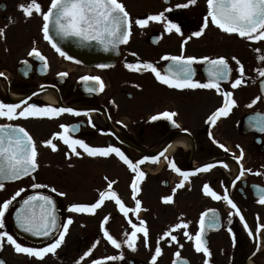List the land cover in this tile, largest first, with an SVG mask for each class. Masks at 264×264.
<instances>
[{
	"label": "flooded vegetation",
	"instance_id": "obj_1",
	"mask_svg": "<svg viewBox=\"0 0 264 264\" xmlns=\"http://www.w3.org/2000/svg\"><path fill=\"white\" fill-rule=\"evenodd\" d=\"M38 2L42 11H47L51 0ZM186 2L122 0L133 21L131 36L121 48L115 65L101 68L78 57L75 54L78 48L54 33L53 40L73 59L68 60L59 55L44 39L42 17L34 13L28 18L21 11L19 6L27 4L28 0H0V29L4 30V37L0 38V73H4L0 77V102L18 103L31 96L28 103L71 107L87 113L80 116L64 113L51 119H0V123L19 125L29 132L36 144L39 164L37 171L32 174L37 178L24 177L16 182L5 183L4 190L0 191L2 203L16 191L24 189L6 213L5 230L24 246L39 248L52 242V238L45 237L32 241L30 233L23 231L21 237L14 229L15 209L28 196L37 193L53 198L59 223L65 222L68 217L73 219L64 243L54 255L47 254L43 260H38L16 253L5 242L0 249V260L5 264H58L60 260L67 264H77V261L91 264L93 259L110 256L119 258L106 261V264H151L157 242L162 254L157 257L156 264H205V260H208V264H264V204L259 202L264 192V133L250 126L255 114L264 113V91L261 90L264 77H260L258 72L264 69V62L258 59L259 55L264 54V41H248L236 34L225 33L209 22L203 35L183 43L201 28L208 11L206 0H196L195 5L187 8L175 7ZM169 7L172 11L165 12ZM160 12H165L169 20L181 26L183 36L175 31L171 34L165 32L162 23L150 21L145 28L134 23L136 19ZM33 48L47 58L46 69L42 61L28 55ZM257 48L261 49L260 53L255 51ZM133 53L136 55L133 56ZM180 54L212 59L225 57L233 68L230 80L221 82V89L233 93L236 106L226 117L218 118L215 125L207 123L208 117L224 101V97L215 89L171 88L156 80L148 70L137 72L125 66L128 63H151L164 73L171 61L163 57ZM232 57L238 58L245 69V83L235 89L231 88L230 81L238 78L239 73ZM24 61L28 64L25 65ZM193 67V79L206 82L205 64L198 62ZM60 72H67L68 75L60 77ZM83 76L101 77L104 89L88 92V85L81 80ZM34 92L38 94L32 95ZM257 96L261 100L248 107ZM164 111L177 113L173 119L178 127L163 118L151 120L153 115ZM89 119L91 124L88 123ZM61 124L81 125L79 131L70 132L73 138L83 139L93 147H119L134 163L145 156L158 158V163L146 161L140 165L145 177L139 182L140 191L135 197L141 200L138 213L130 211L125 217L113 200H105L94 215L67 210L75 203H94L100 192L109 190L115 191L126 207L135 209L131 184L136 174L114 154L109 157H89L83 153L77 157L59 140H53L58 146L56 151L45 146L43 141L63 131ZM182 137L188 139V149L174 146ZM219 144H223L227 151L220 148ZM241 150L243 158L238 159ZM77 151L82 152V149L77 148ZM170 163H175L182 171L193 173L183 188L177 187L183 178L171 169ZM209 163L215 165L210 171H195ZM109 182H112L111 189L108 188ZM19 183L22 186L16 187ZM32 184L49 187L34 189ZM205 184L221 197L227 191L244 220L223 199L217 201L205 195ZM53 187L66 195L59 196L51 192ZM170 195L174 202L164 203L163 197ZM213 211L218 216L215 225L210 223ZM204 213H208L205 217L204 239L210 257L195 250L194 237L199 232V221ZM105 217H108V222L103 228L121 242L120 249L113 247L103 236L101 224ZM129 220L137 225L140 220L145 221L149 231L146 242L142 233L137 234L134 249L124 243L127 238L125 233L130 234L132 231ZM182 223L188 227L175 228ZM229 228L232 229L231 233ZM170 230L177 237L176 241L165 237L164 234ZM185 231L193 239L184 236ZM97 240L99 244L93 248ZM89 249H92L91 255L81 259ZM176 252L180 253L179 258L175 256Z\"/></svg>",
	"mask_w": 264,
	"mask_h": 264
},
{
	"label": "snow or ice",
	"instance_id": "obj_2",
	"mask_svg": "<svg viewBox=\"0 0 264 264\" xmlns=\"http://www.w3.org/2000/svg\"><path fill=\"white\" fill-rule=\"evenodd\" d=\"M167 3L168 0H165ZM207 3V14L203 18V23L198 31H195L189 36L183 43H187L188 39L192 37H200L203 35L204 30L208 27L209 22L212 25L219 28L221 31L228 34H236L237 36L244 38L248 41L260 42L264 41V0H206ZM196 0H187L186 3L176 4V8H187L191 5H195ZM21 11L26 17L30 18L33 14H38L42 17V32L44 39L47 40L51 46L55 49L59 55L65 57L68 60H72L73 57L69 56L60 46L53 40L50 35V31L54 30L55 35L61 39L76 38L81 42H96L103 45L105 50L116 48L120 44H126L131 36L132 19L122 3V0H51L50 6L47 11H42L41 5L38 0H28L27 4H21ZM172 8H166L165 12H171ZM165 12L158 14H152L144 19H136L134 23L145 28L149 22L162 23L164 25L165 32L171 34L175 33L183 36L181 26L169 20L165 16ZM4 37V30L0 29V38ZM257 53L261 52L260 48L255 49ZM29 56L38 58L44 63V68L48 67L47 58L40 53L36 48H33L29 53ZM133 56L136 54L133 53ZM166 61H171L167 66L166 72L162 73L151 63H128L125 66L129 70L141 72L144 70L150 71L154 74L156 80L160 83L167 85L168 87L175 89H215L216 92L224 97L223 105L213 112L207 120V123L215 125L216 121L220 117H226L232 108L236 106V100L233 98V93L230 91H223L221 89V82L229 81L233 68L230 66L229 61L225 57H217L212 59L210 57H195L180 55H168L163 57ZM258 59L264 62V54L258 56ZM235 62L239 77L230 81L231 88L235 89L242 86L245 81L243 79L245 69L240 60L236 57H232ZM203 62L205 64L206 82H200L193 79L195 74L194 64ZM25 65L27 61L23 62ZM79 63V61H76ZM104 68L106 65H99ZM259 76L264 77V69H259ZM60 77H66L67 72H60ZM4 76V73H0V77ZM81 80L88 85L86 90L88 92H95L97 90L102 91L105 87L101 77L99 76H83ZM88 82H93L89 84ZM43 89V86H41ZM261 90L264 91V84L261 85ZM33 93L32 95H37ZM31 100V96L25 98L18 103H4L0 102V119L7 121H14L18 119H29V118H58L64 113H68L74 116L87 115V113H81L80 111L71 107H53L50 105L39 106L36 103H28ZM261 100L260 96L253 99L252 103L248 107H252L253 104ZM177 115L176 112L164 111L151 117L152 121L159 120L161 118L172 122L176 127L173 117ZM91 124V119L88 121ZM81 125H65L61 124L60 128L63 130L60 133H54L53 136L47 141L42 143L45 146L50 147L53 151L58 150L56 143L53 140H59L64 145H67L71 150V153L77 157L82 156L86 153L89 157H109L115 155L118 157L129 169L132 170L136 175L131 184L133 199L135 200V209L126 207L115 191H103L99 193V198L91 204H80L75 203L68 207V211L72 213L82 214H95L96 210L99 209L105 202V200H113L116 205L119 206L120 211L125 217L129 215L130 211L138 213L141 208V200L135 199L137 193L140 191L139 182L145 177V173L140 170V165L146 161L152 163H158L157 157H143L135 163L130 160L119 147L107 146V147H93L85 142L83 139L73 138L71 133L79 131ZM94 127V125H92ZM250 126L258 129L264 133V113L255 114L250 121ZM186 131V130H185ZM211 136V132H209ZM216 142V141H214ZM219 147L227 151L223 144H219ZM239 147V146H238ZM77 148L82 149L77 151ZM163 155V152L161 153ZM38 152L33 137L29 132L22 126L14 125L12 123H0V191L4 190V181H15L22 179L23 177H32V174L37 171L39 164L37 161ZM70 158V157H69ZM243 158V151L241 150V157ZM167 159V158H166ZM215 165L209 163L196 169V172L210 171ZM170 167L173 171L177 172L183 179L177 185L178 188H183L185 181H188L189 177L193 173L188 171H182L178 168L175 163H170ZM227 167V165H224ZM250 171V170H247ZM259 174V173H257ZM243 175V170L241 171ZM32 188H48V185L32 184ZM112 182H109L108 188L111 189ZM51 192L56 193L59 196H65L66 193L57 192L56 188H51ZM24 189H20L11 196L10 199L4 200L0 203V249L3 248L4 243L11 245L15 252L18 254H25L29 257H34L38 260H43L47 254H55L56 250L64 243L65 237L68 234L69 226L73 223L72 217H68L63 223H59V218L56 215V204L53 198L49 195L37 193L36 195L28 196L23 201V205L16 210L15 222L16 224L26 233H30L33 236L52 238V242L44 247H28L18 242L16 238L8 231L5 230L6 222L5 216L8 212L10 205L13 201L21 195ZM203 192L205 195L211 196L213 199L219 201L223 199L227 202L231 208L236 210V215L240 216L241 220H244L243 215L240 214V210L237 205L229 197L227 191L223 197L217 194L212 188L205 184L203 186ZM175 189L173 190V194ZM164 203H173V196L163 197ZM259 202L264 204V192H262ZM208 213H204L199 221L200 229L196 233L195 250L196 252H202L206 257H210L211 253L206 246L207 241L204 239V233L206 228L205 217ZM231 219V217H230ZM108 217H105L102 221L101 227L103 229V236L107 242L110 243L116 249L121 248V242H119L107 229L103 228L104 224H107ZM218 222V216L215 211L212 213V219L210 223L215 225ZM131 224V233H125L127 237L124 243L129 248L135 247L138 239V233L143 234L145 242L148 239L149 231L146 222L143 220L139 221V225L136 223ZM188 225L186 223L177 224L176 229H186ZM247 228V224H245ZM228 231L231 233L232 229ZM254 231V230H253ZM252 235V232H249ZM165 237H170L172 241H176L177 237L172 235L171 230L166 232ZM184 236L189 239H193L187 231L183 233ZM233 239L235 236L233 234ZM99 244V240L95 241V245ZM183 245H181L182 247ZM92 249H89L83 254L84 257L90 256ZM162 254V249L159 247V242L155 247V254L152 257L151 264H156V259ZM176 257H180V253H175ZM119 257L110 256L103 259H93L91 264H106V261H114ZM0 264H5L3 260H0ZM80 264V261H77ZM186 264V262H185ZM205 264H208V260H205Z\"/></svg>",
	"mask_w": 264,
	"mask_h": 264
},
{
	"label": "water",
	"instance_id": "obj_3",
	"mask_svg": "<svg viewBox=\"0 0 264 264\" xmlns=\"http://www.w3.org/2000/svg\"><path fill=\"white\" fill-rule=\"evenodd\" d=\"M54 33H55L54 30L50 31V35L52 36L53 39H54ZM67 40L69 41L70 44H73L76 46V48H78V50L75 51V54L78 57L81 56L82 58L88 60L89 63L92 65H96V66L106 65V67L113 66L116 63L120 55V48L127 44V43L120 44L116 48L110 47L109 49L105 50L103 45H100L96 42H91V43L81 42L76 38H67ZM16 181L18 180L4 181V183H10ZM22 205H23V201L15 209L14 221H15L16 210H18ZM14 229L19 236L21 237L23 236V230L16 224V222L14 223ZM31 240L37 241L38 237L31 235Z\"/></svg>",
	"mask_w": 264,
	"mask_h": 264
},
{
	"label": "bare ground",
	"instance_id": "obj_4",
	"mask_svg": "<svg viewBox=\"0 0 264 264\" xmlns=\"http://www.w3.org/2000/svg\"><path fill=\"white\" fill-rule=\"evenodd\" d=\"M52 99H53V97H52ZM175 145L180 146V147H183V148H186V149H188V148L190 147V144H189L188 139H187V138H184V137L178 139V140L175 142L174 146H175ZM173 148H174V147H173Z\"/></svg>",
	"mask_w": 264,
	"mask_h": 264
},
{
	"label": "rangeland",
	"instance_id": "obj_5",
	"mask_svg": "<svg viewBox=\"0 0 264 264\" xmlns=\"http://www.w3.org/2000/svg\"><path fill=\"white\" fill-rule=\"evenodd\" d=\"M134 154V153H133ZM38 176V175H37ZM37 178V177H35ZM22 186V183H19L18 185H16V187H21ZM61 263H58V264H67L65 261L63 260H60Z\"/></svg>",
	"mask_w": 264,
	"mask_h": 264
}]
</instances>
